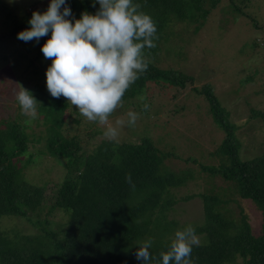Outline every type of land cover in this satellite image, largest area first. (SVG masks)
<instances>
[{
  "label": "trees",
  "instance_id": "16d2710c",
  "mask_svg": "<svg viewBox=\"0 0 264 264\" xmlns=\"http://www.w3.org/2000/svg\"><path fill=\"white\" fill-rule=\"evenodd\" d=\"M222 1L210 0L209 4L213 7ZM247 1L226 0L223 7L232 15H241L245 14L242 5ZM134 2L154 19L157 33L170 23L171 15L194 21L198 27L209 12L200 6L201 0ZM66 6L72 12L68 19H80L83 12L95 14L99 9L95 0H67ZM4 16L13 23L10 35L18 36L30 27L31 12L19 21ZM50 37L51 33L39 42L34 40L42 48ZM193 81L179 71L149 63L124 98L139 95L150 83L161 89H184ZM202 92L209 100L214 123L225 135L214 154L217 164L200 165L225 185H212L215 192H208L210 187L196 196L202 201L203 221L194 226L201 240L199 246L193 247L191 259L193 264H236L238 259L241 264H264V155L252 161L240 160L232 124L210 89L205 87ZM67 106L63 99L51 97L41 107L51 124L48 153L65 160L66 172L51 190V197L45 195L49 205L40 204L44 197L42 187L23 178L32 159L24 127L17 120L0 122V221L15 216L41 230L33 236L0 233V264H143L135 253L138 242L149 238L153 241L150 252L159 259V254L168 250L171 239L168 229L158 230L157 226L162 225V220L165 222V213L174 204L169 189L182 184L185 178L177 177L170 168L163 171L165 157L171 155L159 150L147 137L136 144L101 141L87 152L76 134H63ZM129 173L134 187L126 182ZM245 199L261 213L257 236L238 205L239 200ZM44 208L48 215L55 210L68 213L63 230L49 229L48 220L41 219L40 210Z\"/></svg>",
  "mask_w": 264,
  "mask_h": 264
},
{
  "label": "rangeland",
  "instance_id": "374dc122",
  "mask_svg": "<svg viewBox=\"0 0 264 264\" xmlns=\"http://www.w3.org/2000/svg\"><path fill=\"white\" fill-rule=\"evenodd\" d=\"M50 2L2 0L0 3V122L17 120L24 127L32 159L23 178L31 185L42 187L44 197L40 204L45 205L50 204L45 195L51 197L54 185L60 183L66 173L65 160L48 153L51 124L41 110L51 99L46 87V70L52 61L45 59L35 40L24 42L17 35H10L13 23L4 15L19 21L30 12H45ZM251 2L242 5L245 14L232 15L223 7L226 0L213 7L210 0H201L200 6L209 12L198 27L194 21L171 15L170 23L157 33L156 48L145 49V55L151 64L179 71L192 77L193 83L184 89H161L150 83L139 95L123 98V107L110 117L112 122L117 118L127 121L128 111L139 113L135 127L126 123L116 142L136 144L147 137L159 150L171 155L165 157L163 171L170 168L177 177L185 178L182 184L169 189V198L174 204L168 207L165 222L162 220V225L157 226L158 230H169V239L178 229L202 223L203 206L196 197L198 194L210 187L208 192H215L212 185H225L221 178L209 176L200 165L217 164L214 154L225 135L213 121L209 100L202 92L205 87L210 89L233 126L240 160L252 161L264 155V0ZM17 84L30 91L40 103L35 118L22 114L16 99ZM141 95L144 101L138 100ZM61 99L67 103L64 97ZM143 103L149 105L147 111H143ZM64 119V136L76 134L80 146L87 152L107 140L103 136L104 127L87 121L70 104ZM192 195L195 197L187 199ZM238 205L246 214L253 234L259 235L260 211L246 199L239 200ZM40 214L41 219L48 220L52 231L63 230L68 220L65 211L55 210L48 215L44 208ZM13 232L33 236L41 230L15 216L0 221L1 234L11 236ZM199 238L201 240V236ZM236 264H241L240 259Z\"/></svg>",
  "mask_w": 264,
  "mask_h": 264
},
{
  "label": "clouds",
  "instance_id": "9594fccd",
  "mask_svg": "<svg viewBox=\"0 0 264 264\" xmlns=\"http://www.w3.org/2000/svg\"><path fill=\"white\" fill-rule=\"evenodd\" d=\"M95 2L99 4L95 14L83 12L80 19H68L72 12L67 0H51L45 12L32 13L30 27L17 38L39 42L51 33L41 48L45 59L52 61L46 70L51 97H64L87 121L104 127L105 139L116 141L126 123L135 127L140 114L128 111L127 121L117 118L112 122L110 117L123 107L126 92L147 71L150 61L145 49L156 48L159 37L154 19L134 0ZM17 85L16 99L22 114L35 118L40 103ZM138 100L145 97L141 95ZM148 109L149 105L143 103V111ZM125 179L134 187L130 173ZM138 243L135 256L143 264H193V247L199 246L200 238L191 224L176 230L159 259L150 252L151 238Z\"/></svg>",
  "mask_w": 264,
  "mask_h": 264
}]
</instances>
